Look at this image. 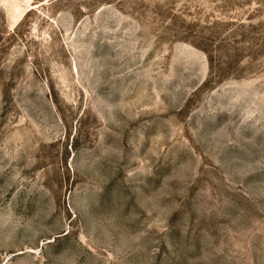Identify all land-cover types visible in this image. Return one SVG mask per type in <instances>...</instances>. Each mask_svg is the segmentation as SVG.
Here are the masks:
<instances>
[{
	"label": "rangeland",
	"instance_id": "rangeland-1",
	"mask_svg": "<svg viewBox=\"0 0 264 264\" xmlns=\"http://www.w3.org/2000/svg\"><path fill=\"white\" fill-rule=\"evenodd\" d=\"M0 264H264V0H0Z\"/></svg>",
	"mask_w": 264,
	"mask_h": 264
}]
</instances>
